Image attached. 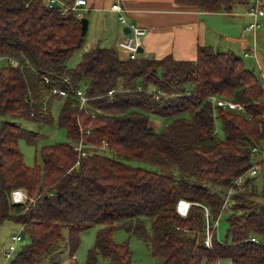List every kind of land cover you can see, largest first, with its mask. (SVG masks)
I'll return each mask as SVG.
<instances>
[{
	"label": "trees",
	"instance_id": "obj_1",
	"mask_svg": "<svg viewBox=\"0 0 264 264\" xmlns=\"http://www.w3.org/2000/svg\"><path fill=\"white\" fill-rule=\"evenodd\" d=\"M244 1L174 0L206 13H230ZM80 18L44 0H0V55L18 61L0 66V116L50 124L52 102L59 100V128L73 144L91 146L80 156L67 142L45 144L41 165H27L18 141L36 144L43 135L0 122V225L20 223L27 236L9 264H38L61 241L67 264H77L80 232L93 225L100 227L85 264H132L128 244L113 239L116 228L137 236L157 264H217L223 258L264 264V185H254L260 173L246 177L251 148L264 143V86L253 69L232 50L208 45L197 47L194 61H125L115 49L95 46L69 67L84 41ZM55 86L80 87L92 99L80 110L70 92L51 94ZM212 96L241 103L244 112L222 109ZM149 114L175 118L156 132ZM240 177L243 189L236 184ZM15 190L27 199L14 202ZM257 194L261 200L253 199ZM180 200L190 203L184 216L177 211ZM227 211L230 240L221 241L216 225Z\"/></svg>",
	"mask_w": 264,
	"mask_h": 264
},
{
	"label": "crops",
	"instance_id": "obj_2",
	"mask_svg": "<svg viewBox=\"0 0 264 264\" xmlns=\"http://www.w3.org/2000/svg\"><path fill=\"white\" fill-rule=\"evenodd\" d=\"M74 1L56 0L55 5L71 6ZM85 1L79 17L82 16V12H87L89 34L87 36L84 34L86 44L83 46V41L82 46L72 54L81 51L82 56L85 51L100 46L113 48L121 60H128L126 53L117 47V42L124 33L118 20V13L111 9L115 3L120 5L128 22H135L147 30L142 39L139 59L171 57L179 61H194L198 46L208 45L221 50H232L235 53L237 52L235 46L241 47L242 50L252 46L253 36L251 34L247 37L242 36L246 19L237 18V12L206 13L195 6L177 5L174 0ZM235 7L242 9L238 5ZM244 9L238 13L242 17L245 16ZM218 36H222L225 43L220 42L221 37L217 39Z\"/></svg>",
	"mask_w": 264,
	"mask_h": 264
},
{
	"label": "rangeland",
	"instance_id": "obj_3",
	"mask_svg": "<svg viewBox=\"0 0 264 264\" xmlns=\"http://www.w3.org/2000/svg\"><path fill=\"white\" fill-rule=\"evenodd\" d=\"M235 5H238V7H241L242 9L236 8ZM243 6V7H242ZM244 6L246 8V5L244 2L235 3L232 7V12L236 13V17L244 18L246 19V24L248 23V19L246 16H241L238 13L243 11ZM245 10V9H244ZM87 12H82V16L86 18ZM233 17V16H232ZM87 19V18H86ZM262 24L261 27L258 28L256 32V48L255 51L257 52L258 62L255 60L254 57H244L242 55L243 50L239 46H235L234 48L237 50L236 54L243 58V61L245 65L248 68L253 69L254 73L258 76L260 83L264 86V17L261 20ZM88 29L85 33L87 36ZM223 36V35H222ZM222 36H218L217 39H220V42L223 39ZM242 36H250V33H243ZM224 38V37H223ZM244 38V37H243ZM242 38V39H243ZM216 39V40H217ZM203 39L201 38V42ZM86 39L84 41L83 46L86 44ZM221 43V44H222ZM225 43V41H224ZM251 44V43H250ZM214 50H221L220 48L213 47ZM241 49V50H240ZM81 51H77L67 60V65L69 67H72L76 65L81 60ZM137 59H139L137 57ZM61 107V101L54 100L51 105V114L53 117V121L50 124L37 122L32 119H16V118H10V117H4L0 116V122L3 120H8L14 123L19 124L20 126L32 130L35 132H38L43 135L41 139L38 140L36 144H29L24 139H20L18 141V147L23 155V160L27 165H33L38 164L41 165V159L39 155V151L41 146L45 144H51L54 142H67L69 144H73V141L70 140L64 129L59 128L57 123V117L59 113V109ZM180 116H186V114L179 115ZM175 117H163L158 114H149V127L153 131H161L166 124L170 123ZM191 120V116L188 117ZM216 133L222 137V131L220 129L219 121L215 119L214 122ZM126 162L131 163L133 165L141 166L147 169L156 170V171H163L162 168L157 167L154 164L147 163L144 161L139 160H127L124 159ZM256 160V159H254ZM254 185L255 187H258L259 189L262 188L264 185V173H260L255 179H254ZM259 196L261 197V194H257L256 196H253L254 200H259ZM261 200V199H260ZM264 202V200H263ZM228 211L226 213H222L219 216L218 224L216 225V237L218 240L229 241L230 239L226 236V229H227V223L225 221V217L227 216ZM99 225H93L87 229H84L80 232V243L73 254V257L77 264H85L86 257H87V251L90 249L95 242V235L97 230L99 229ZM23 230V227L20 223H16L14 221L6 220L0 225V264H9L14 254L20 249V247L27 241V236L24 234H21ZM63 233L66 232L65 229L62 230ZM21 235V239L18 241H15L12 239V236L14 235ZM67 234V233H66ZM113 239L116 243H127L128 247L132 251V264H157L156 260L151 257L146 245L135 235L129 233L124 228H116L113 232ZM14 246L15 250L10 252V255L7 257L6 252H9V246ZM58 257L56 263L58 264H67L69 263V253L65 248V243L61 241L57 247L56 252L50 254V256L43 257L41 261L38 264H50V260H53ZM101 263V262H99ZM102 264V263H101ZM202 264H204L202 262ZM217 264H231L230 260L227 258H223L217 262Z\"/></svg>",
	"mask_w": 264,
	"mask_h": 264
},
{
	"label": "built area",
	"instance_id": "obj_4",
	"mask_svg": "<svg viewBox=\"0 0 264 264\" xmlns=\"http://www.w3.org/2000/svg\"><path fill=\"white\" fill-rule=\"evenodd\" d=\"M44 2L49 6L53 7L56 6V0H44ZM246 8L244 10V15L248 18V23L243 28V33H250L253 36L252 46L250 49H245L243 51V56H251L254 57L255 60L258 62L257 52L255 51L256 48V32L258 28L261 27V20L264 17V0H246L244 1ZM86 4L85 0H75L71 6L61 5L60 9L61 12L66 13L68 10H73L76 15L79 17L81 14L80 9L81 7ZM80 7V8H79ZM111 9L118 13V20L122 27L127 26L130 30L128 33L123 34L122 38L118 40L117 47L121 51L126 53V57L128 60L137 59L139 55L138 49L142 45V39L146 35L147 30L143 26L135 23V22H128L126 16L123 14L122 9L119 4L115 3L111 6ZM8 64L11 66H17L18 61L13 59L12 57L0 55V66ZM64 81L68 84V80L64 79ZM45 82H49L48 79ZM69 90H65L64 88L55 86L51 89V94H57L60 96H67ZM72 95L75 96L77 107L80 110H86L88 106V102L92 99L90 96H87L83 89L80 87L71 88ZM107 95H112V91H109ZM211 100L213 104L222 109H231L238 112H244V105L238 102H234L232 100H227L224 98H219L216 96H212ZM264 102V98H263ZM105 144H102L100 147L103 149ZM86 148H91L88 145H85L81 140L74 144V149L80 153V156H85L87 153ZM251 154L254 157L252 161V165L247 171L246 177L255 176L258 173H264V143L260 145L253 146L251 148ZM261 162V163H260ZM260 163V164H259ZM244 177H240L236 180V184L239 189H243L246 185L243 184ZM230 192V191H228ZM12 199L14 202H20L27 199V195L21 190H15L12 192ZM224 202H228V196L225 198ZM190 203L185 200H180L177 204V211L181 215H186ZM12 239L18 241L21 239V235L17 234L12 236ZM251 240L256 241L254 238ZM209 243L208 237H206V244ZM15 250L14 246H9V252H6V256L10 255V252Z\"/></svg>",
	"mask_w": 264,
	"mask_h": 264
},
{
	"label": "water",
	"instance_id": "obj_5",
	"mask_svg": "<svg viewBox=\"0 0 264 264\" xmlns=\"http://www.w3.org/2000/svg\"><path fill=\"white\" fill-rule=\"evenodd\" d=\"M80 22H81V35H84L85 32H86V29H87L88 22H87V19L84 18V17L80 18ZM129 30H130V29H129L127 26H124V27L122 28V32H123L124 34L128 33ZM138 51H139V52H142V48L140 47V48L138 49ZM21 234H24V232L22 231Z\"/></svg>",
	"mask_w": 264,
	"mask_h": 264
}]
</instances>
